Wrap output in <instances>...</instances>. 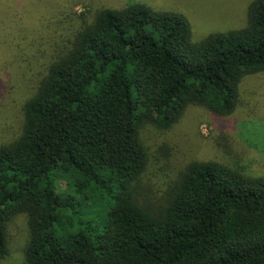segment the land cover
Masks as SVG:
<instances>
[{
	"label": "trees",
	"instance_id": "16d2710c",
	"mask_svg": "<svg viewBox=\"0 0 264 264\" xmlns=\"http://www.w3.org/2000/svg\"><path fill=\"white\" fill-rule=\"evenodd\" d=\"M87 6L72 5L67 28L28 56L34 85L0 141V259L10 220L25 213L26 264H264V177L193 160L155 199L141 136L193 106L235 112L243 79L264 73V0L251 2L244 27L198 42L178 11ZM15 60L27 81V57Z\"/></svg>",
	"mask_w": 264,
	"mask_h": 264
},
{
	"label": "rangeland",
	"instance_id": "374dc122",
	"mask_svg": "<svg viewBox=\"0 0 264 264\" xmlns=\"http://www.w3.org/2000/svg\"><path fill=\"white\" fill-rule=\"evenodd\" d=\"M51 1L60 9L58 16L51 12L45 16L41 11ZM73 1L0 0V141L15 132L26 86L34 85L29 78L38 66L35 60L28 62V56L32 57L34 50L48 49L63 28H67L61 19L71 13L72 5L75 11L82 12L90 1L110 7L140 1L156 9L178 11L189 18L193 40L198 42L213 32L244 27L253 0H83L77 4ZM43 24L49 27L43 30ZM50 29L51 37L47 40L43 35ZM19 54L21 58L27 57V81L16 75L18 60L15 58ZM38 64L40 68L42 62ZM141 136L150 155L143 180L151 186L155 199L166 194L193 160L219 161L247 175L264 177V73L249 74L243 79L240 103L232 114L216 115L206 108L193 106L173 128L163 130L146 125ZM60 187L65 189L67 185L63 183ZM7 233L9 254L0 259V264H26L27 215L14 216Z\"/></svg>",
	"mask_w": 264,
	"mask_h": 264
}]
</instances>
